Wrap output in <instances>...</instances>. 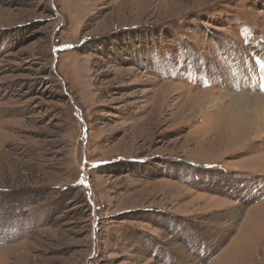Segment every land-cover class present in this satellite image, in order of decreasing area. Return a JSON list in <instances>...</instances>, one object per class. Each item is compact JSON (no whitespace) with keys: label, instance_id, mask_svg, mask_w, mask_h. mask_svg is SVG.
<instances>
[{"label":"rangeland","instance_id":"1","mask_svg":"<svg viewBox=\"0 0 264 264\" xmlns=\"http://www.w3.org/2000/svg\"><path fill=\"white\" fill-rule=\"evenodd\" d=\"M262 65L264 0H0V264H264Z\"/></svg>","mask_w":264,"mask_h":264},{"label":"bare ground","instance_id":"2","mask_svg":"<svg viewBox=\"0 0 264 264\" xmlns=\"http://www.w3.org/2000/svg\"><path fill=\"white\" fill-rule=\"evenodd\" d=\"M254 98H256V97H254ZM260 99V98H259ZM251 102H254V104L256 105L254 108H256V109H254V111L253 110H251V112H249V111H247V112H249V113H247L248 115H253V116H255V117H260V111H261V113L264 115V99H260V100H258V99H253ZM258 110H259V112H258ZM254 119V118H253ZM252 119V120H253ZM262 125V124H261ZM258 130V129H257ZM238 137V136H237Z\"/></svg>","mask_w":264,"mask_h":264},{"label":"trees","instance_id":"3","mask_svg":"<svg viewBox=\"0 0 264 264\" xmlns=\"http://www.w3.org/2000/svg\"><path fill=\"white\" fill-rule=\"evenodd\" d=\"M229 189H230V188H229ZM229 189H228V190H229ZM257 195H260V194L257 193ZM259 198H260V196H259ZM253 200H255V197H252V198H251V201H253Z\"/></svg>","mask_w":264,"mask_h":264},{"label":"snow or ice","instance_id":"4","mask_svg":"<svg viewBox=\"0 0 264 264\" xmlns=\"http://www.w3.org/2000/svg\"><path fill=\"white\" fill-rule=\"evenodd\" d=\"M262 70H264V65L261 66Z\"/></svg>","mask_w":264,"mask_h":264}]
</instances>
